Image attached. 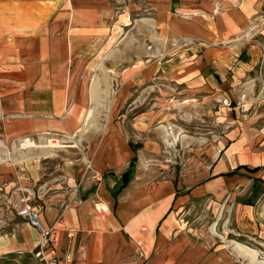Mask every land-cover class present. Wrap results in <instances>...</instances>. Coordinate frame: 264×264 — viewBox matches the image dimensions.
Wrapping results in <instances>:
<instances>
[{
    "label": "crops",
    "instance_id": "obj_1",
    "mask_svg": "<svg viewBox=\"0 0 264 264\" xmlns=\"http://www.w3.org/2000/svg\"><path fill=\"white\" fill-rule=\"evenodd\" d=\"M183 39L192 43L174 45ZM261 64L264 0H0V264L33 262L40 234L18 216L23 204L45 228L61 217L58 264H259V250L192 232L180 217L214 184L264 164L225 153L243 133L264 146V124L250 121L264 112ZM159 78L234 126L216 145L223 156L194 161L186 142L170 169L146 161L144 113L132 125L140 140L127 139L117 109ZM100 118L90 161H40L46 140L82 138Z\"/></svg>",
    "mask_w": 264,
    "mask_h": 264
},
{
    "label": "rangeland",
    "instance_id": "obj_2",
    "mask_svg": "<svg viewBox=\"0 0 264 264\" xmlns=\"http://www.w3.org/2000/svg\"><path fill=\"white\" fill-rule=\"evenodd\" d=\"M191 43L190 41H179L174 45H181L185 48ZM117 88L119 87L115 86L114 91ZM130 93L134 97L117 109L119 113L117 120L122 126L124 125L125 132L128 134L127 139L137 142L141 136L138 134V127L132 125L135 118L144 113L145 118L140 119L145 122L144 129L139 132L142 135L141 140L146 143V150L142 155L144 158L147 157L146 161H155L158 157L160 160L162 157V161H169L167 168L170 169L171 161H179L184 157L183 154L186 151L183 149L186 147L184 144L186 142L193 147L189 150L194 161H215L219 155H222L223 150L218 151L216 145L223 138V131L233 129L234 126L228 120L216 119L213 103L187 101L188 95L191 94L186 92V89L161 78L150 81L141 89L131 88ZM106 109L107 103H104L102 110L105 112ZM261 114L250 121L258 120L259 125L264 124V112ZM122 115L125 117L122 118ZM103 120L104 118L98 119L97 125L86 132L82 138L46 140L44 144L46 148L40 161H90L91 144L95 143L100 134ZM247 121L249 119L245 120L246 124ZM162 126H166L168 134L160 131ZM169 126L175 130V133L173 131L172 134ZM179 131L181 135L178 134ZM160 135H163V150L157 153L154 144L162 141ZM182 135H184L183 144L180 142ZM241 136L244 139L243 145L239 143L234 149L230 148L225 151L227 157L232 161L233 155H240V159L243 158L244 161L246 160L244 157L251 156L255 157L254 161H264V146L257 143V139L262 138L263 135L256 132L251 135L243 133ZM228 137L233 139L235 133ZM176 142L182 146L170 147L171 143ZM244 145H250V148L247 149ZM181 147L182 150H180ZM258 155L261 157L260 160L256 159ZM248 167L253 168L252 165ZM45 168L48 172L53 169L51 166ZM212 190L216 192L204 199L192 202L186 213L181 215L180 219L183 220L185 227L192 232L204 231L211 237L218 235L222 239L259 250V264H264V247L260 239L259 241L256 239L264 234V164L252 174L241 171L239 175L229 178L224 184H214Z\"/></svg>",
    "mask_w": 264,
    "mask_h": 264
},
{
    "label": "built area",
    "instance_id": "obj_3",
    "mask_svg": "<svg viewBox=\"0 0 264 264\" xmlns=\"http://www.w3.org/2000/svg\"><path fill=\"white\" fill-rule=\"evenodd\" d=\"M31 1H49V0H31ZM188 40L183 39L181 42H186ZM264 73L263 64L259 66L258 75L261 76ZM87 171L90 170V163L86 165ZM95 178V177H93ZM23 203V201H22ZM17 214L19 217L26 219L33 227H35L39 234L40 240L37 246L29 252L33 262L32 264H58V246L60 242L61 231L57 225L61 224V217H59L55 224L45 228L36 218L35 214L29 209L25 204L18 207ZM74 231L72 229L67 230V237L69 239L73 238ZM137 260L143 259V254L141 251L137 252Z\"/></svg>",
    "mask_w": 264,
    "mask_h": 264
},
{
    "label": "trees",
    "instance_id": "obj_4",
    "mask_svg": "<svg viewBox=\"0 0 264 264\" xmlns=\"http://www.w3.org/2000/svg\"><path fill=\"white\" fill-rule=\"evenodd\" d=\"M258 169H259V168H253V169H251V170L249 169V170H250L251 172H256V171H258Z\"/></svg>",
    "mask_w": 264,
    "mask_h": 264
}]
</instances>
